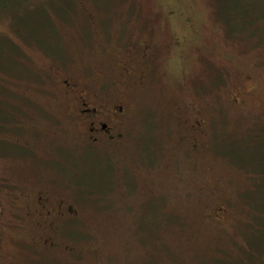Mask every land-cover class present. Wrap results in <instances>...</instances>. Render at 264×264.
Masks as SVG:
<instances>
[{
	"label": "rangeland",
	"instance_id": "rangeland-1",
	"mask_svg": "<svg viewBox=\"0 0 264 264\" xmlns=\"http://www.w3.org/2000/svg\"><path fill=\"white\" fill-rule=\"evenodd\" d=\"M249 1L244 13L259 14L248 32L227 21L225 0H20L0 11V264H264V0ZM147 41L151 59L128 51ZM53 62L96 90L110 84L105 97L126 95L118 142L87 144L65 123L58 78H45ZM198 109L212 117L193 149L185 132ZM212 178L223 186L213 195ZM38 187L77 216L25 229L11 200ZM217 204L222 222L209 216Z\"/></svg>",
	"mask_w": 264,
	"mask_h": 264
},
{
	"label": "flooded vegetation",
	"instance_id": "flooded-vegetation-1",
	"mask_svg": "<svg viewBox=\"0 0 264 264\" xmlns=\"http://www.w3.org/2000/svg\"><path fill=\"white\" fill-rule=\"evenodd\" d=\"M169 12H171V10H169L168 13ZM172 15L174 14H169L170 17ZM176 42L178 41L173 42L174 47L178 45ZM135 49L139 53L141 59L147 61L148 59H151L154 54V42H142L136 47L132 44L128 51L132 52ZM64 65L61 63L55 64L53 62L51 66H49L50 69L49 72L45 74V78L49 79V74H53V76L58 78L59 91L57 97L64 98L62 104L66 110L61 109V112L65 123L67 120L68 122H72L76 127V136L81 137L87 142V144L111 145L118 142L121 137L124 136L126 123L129 121V110L126 108V95L124 94L123 96L122 94H119L110 98L113 95L111 94V96L105 97L100 91L108 90L110 84H101L99 85L98 90H96L90 83H85L81 81V79H77L79 76L75 74L74 69L70 70L69 66ZM121 66L128 76H136L133 68L127 61H122ZM138 75V78L143 80L145 70L140 71ZM241 86H245V84L242 83ZM122 91L127 90H119V92ZM230 100L234 105H244L245 102L241 95L238 94L235 96V93H232ZM198 110L200 111V109ZM211 117V114L202 112L201 114L196 113V115L193 116L192 121L190 123L188 122L189 130L185 132V136L190 138L193 149H198V144L199 142L201 143L202 140L201 137L199 139V137L196 136L197 132L203 131L204 127L208 129L207 126L209 122L207 121ZM203 150H205V148H203ZM218 170V166H215V168L211 166V171L214 175L218 176ZM208 184L210 194L213 195L214 190L216 189L222 191L223 186L222 183H220L219 178H212ZM35 191L31 202H29L30 199L27 200L26 210L17 213L18 217L25 221L26 227L22 225L25 229L30 228L32 225L33 227L45 226L48 230H56L67 225V223H69L67 222L68 218L77 216V210L73 205L71 206V203H68L62 195L55 196L54 194H51V191H45L42 187H38ZM221 194H223L222 198H220V201L222 202L225 194L223 192ZM18 195H15L14 197H18ZM213 208H215L212 210L213 213L218 212L215 216V220L222 222L224 216L228 212L227 206L217 204L216 207ZM48 240L47 237H44L45 243H47ZM50 244L51 247H53L55 242H50ZM74 247L75 246L72 245V248H69L68 244L65 245L68 253H70ZM76 255H79V252Z\"/></svg>",
	"mask_w": 264,
	"mask_h": 264
},
{
	"label": "trees",
	"instance_id": "trees-1",
	"mask_svg": "<svg viewBox=\"0 0 264 264\" xmlns=\"http://www.w3.org/2000/svg\"><path fill=\"white\" fill-rule=\"evenodd\" d=\"M20 0H14L13 2L11 1H8V0H2L0 1V11L2 10H5L7 7L10 8V9H13L17 3L19 2ZM225 1H228L229 5L227 7H225V14H226V18H227V21H229L231 23V19L234 18V19H237V18H241L242 19V22L241 24L244 25L243 28L241 29H238L236 31H244V32H248L250 30L249 28V24L251 23L252 19H254V17L256 15H258L259 13L258 12H255L254 10H257L258 8L255 7L254 9H251L250 8V11L247 12V13H244L245 11L247 10H242L241 8H248V5L251 4V6L253 5V2L249 1V3H245V2H241L242 0H237L235 3H233L235 0H225ZM258 2H260V0H257ZM255 2V1H254ZM261 3V2H260ZM255 4H257L256 6H259V3L255 2ZM230 6H233V9L231 8V10L228 9V7ZM241 6V7H239ZM172 14H175V11L170 9ZM253 12H252V11ZM239 11V12H238ZM22 12V11H21ZM246 20H251L250 22H246ZM238 21V20H237ZM246 23V24H245ZM251 27V26H250ZM236 28V27H235ZM233 32H235L234 29H232ZM127 75V74H126ZM217 85V83H214ZM197 113H200V111L198 110ZM206 113V112H205ZM201 114V113H200ZM203 141V139L201 140ZM200 143V142H199ZM201 144H203V142H201ZM220 147V146H219ZM218 150H220V152H223V150H226L227 153L229 152V150L227 148H218ZM228 156H230L229 154H227ZM213 171V170H212ZM211 171V168L207 167L206 168V173L207 174H212L213 172ZM29 202H31V199L32 198H29ZM16 200L18 201V204L21 208V211L22 210H26V205H27V200H28V194L26 193H21L20 195H18V197H14V199H12L11 201L14 203L16 202ZM10 201V202H11ZM20 210V209H19ZM19 213V212H18ZM218 212H215L213 213V211L211 210V212L209 213V216L212 218L211 220H215V216ZM17 215V214H16ZM205 216V215H204ZM213 216V217H212ZM217 222V221H216ZM31 229H35V230H40V231H49L45 226L43 227H36V226H30ZM29 240H31V237H27ZM70 245V244H68Z\"/></svg>",
	"mask_w": 264,
	"mask_h": 264
}]
</instances>
